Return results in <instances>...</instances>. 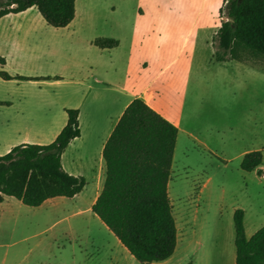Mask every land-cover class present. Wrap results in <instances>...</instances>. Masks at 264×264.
Listing matches in <instances>:
<instances>
[{
    "label": "rangeland",
    "instance_id": "rangeland-1",
    "mask_svg": "<svg viewBox=\"0 0 264 264\" xmlns=\"http://www.w3.org/2000/svg\"><path fill=\"white\" fill-rule=\"evenodd\" d=\"M217 1L212 30L199 15L203 0H77L70 29L33 12L17 21L26 31H0L8 60L0 71L12 76L67 74L73 60L109 59L92 44L101 37L123 39V55L134 50L139 86L151 80L156 105L181 129L169 184L179 244L166 264H230L238 209L246 212L248 237L264 227V177L241 167L247 153L264 154V59L217 60L225 57L215 35L229 19L227 0H204L205 17ZM37 88L0 77V97ZM90 160H77L89 185L74 198L40 207L13 197L0 203V264H138L92 211L103 167L99 157ZM193 229L199 242L189 249Z\"/></svg>",
    "mask_w": 264,
    "mask_h": 264
},
{
    "label": "trees",
    "instance_id": "trees-1",
    "mask_svg": "<svg viewBox=\"0 0 264 264\" xmlns=\"http://www.w3.org/2000/svg\"><path fill=\"white\" fill-rule=\"evenodd\" d=\"M229 19L215 35L225 57L241 63L264 59V0H227ZM37 8L56 29L68 27L76 18V0H0V16ZM93 44L114 49L120 42L97 38ZM0 65L7 59L0 55ZM6 81H41L52 77L12 76L0 71ZM56 80L61 79L59 76ZM69 120L55 142L49 145L23 144L0 156V202L13 197L29 207H40L59 197L74 198L88 185L83 176L66 171L63 155L82 135L80 110L66 109ZM179 128L144 100L135 99L126 109L103 157L107 176L93 213L118 238L138 264L164 262L174 256L179 231L169 194ZM264 154L245 155L242 169L258 171L264 177ZM246 212L235 211L237 264H264V227L249 238ZM193 264V263H189Z\"/></svg>",
    "mask_w": 264,
    "mask_h": 264
},
{
    "label": "crops",
    "instance_id": "crops-1",
    "mask_svg": "<svg viewBox=\"0 0 264 264\" xmlns=\"http://www.w3.org/2000/svg\"><path fill=\"white\" fill-rule=\"evenodd\" d=\"M216 4L217 7L215 6V10L211 11V15L205 17L203 0L199 12L200 17H203L204 27L208 26L211 30L215 25L213 15L220 13L218 1ZM33 12L37 13L36 16L39 20L43 18L37 8L19 14L0 16V31H19L21 33L26 31V24L17 23V21ZM76 18L62 30L74 27ZM118 41L120 44L114 49L98 47L113 55L109 59L73 60L69 73L28 76L52 77L53 79L31 81L38 86L37 89L23 91L22 94L17 93L13 96L0 97V156L7 155L12 149L23 144H52L68 124L69 117L66 109L80 110L82 135L75 139L65 151L63 165L70 174L82 176L77 166V160L91 158L92 162L99 157V166L103 167V172L99 175L91 205L93 202L96 203L101 194L99 191L104 188L106 181L107 167L103 157L105 146L126 109L135 99L144 100L176 125L179 128V134L181 133L176 121L156 105V96L151 94V80L145 88L139 86L140 78L135 72L134 50L130 49L127 55H123L126 42L123 39ZM0 54L7 56L1 51ZM57 76L61 79L56 80ZM202 193L203 190L200 194L202 195ZM8 198L5 197L4 201L0 203H5ZM198 237L197 229H193L190 233L189 249L192 248L193 243L198 244ZM122 246H120L121 252L124 251ZM170 259L154 264H166ZM112 264H118V260L115 259ZM230 264H237V255L232 256Z\"/></svg>",
    "mask_w": 264,
    "mask_h": 264
}]
</instances>
